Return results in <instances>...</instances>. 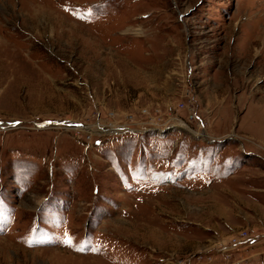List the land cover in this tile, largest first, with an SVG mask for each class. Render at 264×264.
Returning <instances> with one entry per match:
<instances>
[{"label": "rangeland", "instance_id": "374dc122", "mask_svg": "<svg viewBox=\"0 0 264 264\" xmlns=\"http://www.w3.org/2000/svg\"><path fill=\"white\" fill-rule=\"evenodd\" d=\"M252 247L264 0H0V264H258Z\"/></svg>", "mask_w": 264, "mask_h": 264}, {"label": "crops", "instance_id": "0c3cea01", "mask_svg": "<svg viewBox=\"0 0 264 264\" xmlns=\"http://www.w3.org/2000/svg\"><path fill=\"white\" fill-rule=\"evenodd\" d=\"M253 247H252L251 255L248 258H251L252 262H256L258 264H264V250L262 252H253ZM248 248H250V247H248ZM247 252H248V250H247ZM244 259H241L240 261H243ZM240 261H237L236 263H238Z\"/></svg>", "mask_w": 264, "mask_h": 264}, {"label": "snow or ice", "instance_id": "6c2138e0", "mask_svg": "<svg viewBox=\"0 0 264 264\" xmlns=\"http://www.w3.org/2000/svg\"><path fill=\"white\" fill-rule=\"evenodd\" d=\"M67 243H70L71 241H66Z\"/></svg>", "mask_w": 264, "mask_h": 264}, {"label": "built area", "instance_id": "2783aa9c", "mask_svg": "<svg viewBox=\"0 0 264 264\" xmlns=\"http://www.w3.org/2000/svg\"><path fill=\"white\" fill-rule=\"evenodd\" d=\"M236 242H238V241L236 240Z\"/></svg>", "mask_w": 264, "mask_h": 264}]
</instances>
